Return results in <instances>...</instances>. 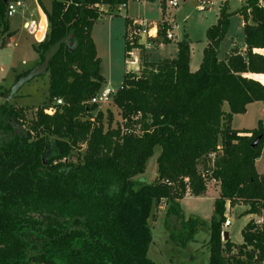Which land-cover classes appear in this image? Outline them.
<instances>
[{
    "label": "trees",
    "instance_id": "1",
    "mask_svg": "<svg viewBox=\"0 0 264 264\" xmlns=\"http://www.w3.org/2000/svg\"><path fill=\"white\" fill-rule=\"evenodd\" d=\"M12 1L0 0L3 36L11 33ZM38 1L49 30L34 45L35 67L16 82L44 67L48 96L31 117L8 91L0 103V264H156L148 254L156 208L166 202L169 237L186 246L206 221L187 217L181 200L205 195L211 179L220 192L209 264H264V173L256 168L264 126L232 127L235 114L264 101V84L246 76L264 73V54L256 51L264 48V0H247L235 11L221 5L195 71L187 39L174 58L142 54L141 70L125 72L111 100L122 117L116 126L111 110L89 102L105 83L92 28L104 6L113 12L129 0H52L50 10ZM236 13L245 20L246 53L234 49L221 59ZM159 41L171 40L162 32ZM237 201L248 206L244 214L263 219L246 223L239 244L222 240L226 203Z\"/></svg>",
    "mask_w": 264,
    "mask_h": 264
},
{
    "label": "rangeland",
    "instance_id": "2",
    "mask_svg": "<svg viewBox=\"0 0 264 264\" xmlns=\"http://www.w3.org/2000/svg\"><path fill=\"white\" fill-rule=\"evenodd\" d=\"M23 9L9 17L10 34L4 35L0 31V103L9 100L16 106L27 109L29 117L33 116L36 107L42 105L48 96V73L44 67H40L35 77L16 82L18 73L33 69L38 54L34 45L42 41L49 30V23L45 12L38 0H21ZM46 9L50 10L52 0H41ZM205 9H200L195 0H182L176 9L164 10L166 17L174 19L176 27L173 29L178 38L168 43L154 47L145 54L146 59L158 61L177 56L178 42L187 39L190 43L191 56L190 67L196 70L203 58L206 45V31L215 24L219 10L226 3L231 11L239 9L247 0H210ZM103 18L95 21L92 28V37L95 41L97 54L101 60V73L105 77V85L110 84L114 88H120L123 77L127 71L126 64V31L129 20L141 22L144 19L159 22L163 19L160 0L138 1L129 0L125 6H120L116 11L110 12L104 9ZM112 15V16H109ZM237 15V16H236ZM241 14L233 15L225 40L221 44L219 57L224 59L234 39L242 45L245 41L243 28L241 27ZM37 22L36 32L24 26L25 22ZM4 44L2 45L3 40ZM142 67V65H140ZM40 73V74H39ZM6 90V91H5ZM113 100V99H112ZM244 113L233 116L232 127L236 129H253L258 127L261 121L264 126V101L253 103L247 107ZM108 114V109L113 112V125L120 124L122 117L113 101L102 107ZM156 154L150 159L148 170L154 166ZM259 173H264V145L260 157L256 161ZM219 194V182L211 179L207 182V192L201 196H186L182 199V208L187 217H198L206 221L195 235V239L186 246H182L170 239V232L165 223L166 202L155 210L152 221L153 242L149 248V257L156 264H209L210 250V221L214 213V199ZM247 205L237 201L233 205L226 203L225 216L229 217L231 225L224 227V231L230 234L235 243H242V228L249 221L251 214H244ZM260 216V215H259Z\"/></svg>",
    "mask_w": 264,
    "mask_h": 264
},
{
    "label": "built area",
    "instance_id": "3",
    "mask_svg": "<svg viewBox=\"0 0 264 264\" xmlns=\"http://www.w3.org/2000/svg\"><path fill=\"white\" fill-rule=\"evenodd\" d=\"M182 0H166L165 11L168 9H176L180 6ZM200 9H205L210 0H195ZM24 4L21 0H14L9 3L7 15L12 17L17 11L23 9ZM165 15V13H164ZM25 27L30 28L34 32L38 29V23L31 21L26 22ZM176 27L174 19L164 16L159 22H152L148 20H143L141 22L133 21L127 28L126 31V64L128 72H139L142 65V53L143 51L151 50L158 44H162L161 34L164 32V37L168 40L178 38L173 29ZM122 87V85H121ZM120 87V88H121ZM120 88H114L110 84L103 86L93 97L90 99L91 104H96L99 108L107 105L115 96ZM63 100L61 98L56 100V104H62ZM47 112L52 113L53 108H49ZM259 223L263 221L262 217L257 220ZM229 217L223 224L224 227L230 225ZM224 232L222 231V240L224 239Z\"/></svg>",
    "mask_w": 264,
    "mask_h": 264
},
{
    "label": "crops",
    "instance_id": "4",
    "mask_svg": "<svg viewBox=\"0 0 264 264\" xmlns=\"http://www.w3.org/2000/svg\"><path fill=\"white\" fill-rule=\"evenodd\" d=\"M104 9H108L107 8V6H104L103 7ZM230 10V9H229ZM231 11V10H230ZM237 14V13H236ZM105 15H107V14H104L103 13V16H105ZM233 15H235V14H233ZM233 15L231 16V19H232V17H233ZM103 16H101L100 18H103ZM109 16H112V15H109ZM237 16V15H236ZM241 16V15H240ZM162 17H164L163 15H162ZM218 20V19H217ZM26 23V22H25ZM25 23H24V26H25ZM131 23V22H130ZM130 23L127 25V26H129L130 25ZM231 24V23H230ZM241 27L243 28L242 30H244V24H245V20H244V17H243V15L241 16ZM128 28V27H127ZM225 40V38L223 39V41ZM223 41H222V43H223ZM221 43V44H222ZM159 45H161V44H159ZM158 45V46H159ZM206 45H207V41H206ZM206 45H205V47H206ZM157 47V46H156ZM191 47V46H190ZM204 47V48H205ZM246 43H245V41H244V43L242 44V45H240L239 43H237L234 39H232L231 40V46H230V48H229V50H228V52L226 53V55L227 54H229L230 52H232V50H234V49H236V50H238L240 53H242L243 55H245V53H246ZM150 50H148V52H149ZM257 52H259V53H261V54H264V48H262V49H257L256 50ZM177 54H178V50H177ZM226 57V56H225ZM149 60H150V57H149ZM161 60V59H160ZM151 61H153V60H151ZM191 68V67H190ZM198 69V68H197ZM196 69V70H197ZM192 70V69H191ZM192 71H195V70H192ZM127 72V71H126ZM256 75H258V76H256ZM246 76H248V77H251V78H254V79H256V80H259L260 82H262L263 84H264V80L262 79V78H260L259 76H261V77H264V73H246ZM256 102H260V101H256ZM253 103H255V102H252V103H250L248 106H250V105H252ZM247 106V107H248ZM248 109V108H247ZM236 129V128H235ZM240 130H242V129H240ZM219 192H220V185H219ZM191 194L190 193H187L186 194V196H190ZM185 196V197H186ZM218 196H219V194H218ZM217 196V197H218ZM216 197V198H217ZM215 198V199H216ZM214 199V200H215ZM181 202H182V200H181ZM182 205V204H181ZM247 209H248V207H247ZM251 216L252 217H250V219H252V218H254V219H256V220H258V219H260L261 218V216H259L258 214H251ZM249 219V220H250ZM231 225V224H230ZM246 225V224H245ZM244 225V226H245ZM229 234V233H228ZM229 238H230V234H229ZM231 239V238H230ZM234 242V241H233ZM239 244V243H238Z\"/></svg>",
    "mask_w": 264,
    "mask_h": 264
},
{
    "label": "water",
    "instance_id": "5",
    "mask_svg": "<svg viewBox=\"0 0 264 264\" xmlns=\"http://www.w3.org/2000/svg\"><path fill=\"white\" fill-rule=\"evenodd\" d=\"M260 139H261V136H257V137L255 138V140H254V142H253V147H254V148L258 145ZM228 238H229V234H228V232H224V239L227 240Z\"/></svg>",
    "mask_w": 264,
    "mask_h": 264
}]
</instances>
